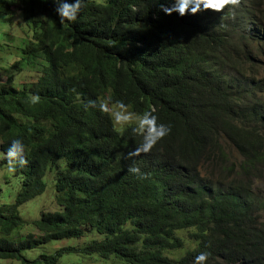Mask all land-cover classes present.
<instances>
[{"label":"trees","instance_id":"16d2710c","mask_svg":"<svg viewBox=\"0 0 264 264\" xmlns=\"http://www.w3.org/2000/svg\"><path fill=\"white\" fill-rule=\"evenodd\" d=\"M174 2L85 0L62 27L51 0H0V150L20 138L27 161L13 173L0 166L20 182L15 202L0 207V264H59L65 254L193 264L204 250L206 264H264V195L254 188L264 174V82L248 102H235L241 74L228 64L255 39L228 10L243 19L258 2L161 11ZM16 25L23 37L10 33ZM24 70L31 81L21 84L15 76ZM30 94L39 102L29 103ZM106 96L137 113L152 110L170 128L134 158L147 179L127 171L125 155L140 138L83 107ZM235 177L245 189L222 193ZM51 193L57 210L30 224L38 236L27 234L21 208ZM180 231L195 247L175 259ZM63 241L82 243L27 256Z\"/></svg>","mask_w":264,"mask_h":264},{"label":"clouds","instance_id":"9594fccd","mask_svg":"<svg viewBox=\"0 0 264 264\" xmlns=\"http://www.w3.org/2000/svg\"><path fill=\"white\" fill-rule=\"evenodd\" d=\"M235 2L236 0H175L173 6L170 8L161 5V11L167 15L176 12L180 16H184L185 14L195 15L202 10L209 9L221 12L226 4ZM257 2L258 5L255 13L259 10L260 6H264V0H257ZM51 3L57 22L64 27L77 19L85 0H51ZM232 9L234 8H230L229 10ZM255 13L253 15H246L243 19H236L237 16L232 18L236 23L245 28L247 34L255 36V39L247 46L246 50L239 56H235L233 61L228 63L231 68L239 70L241 74V86L237 88L236 83H233L234 90L232 97L238 103L248 102L253 91L258 87L256 81H260L258 78L259 65L256 64V60H259L264 55V19L256 18ZM4 19H7V16ZM259 26L262 29V33H259ZM240 39V36L229 37L231 44L239 43ZM231 75L237 76L235 72H231ZM234 94L236 95L234 96ZM39 99L38 95L30 94L28 96V101L31 104L38 103ZM83 107L85 111L91 108L108 114L114 126H127L133 137L140 138L139 143L135 144L125 155V158L130 160L127 171L137 179H147L149 173L142 171L137 166L134 158L142 153L150 152L158 141L168 135L170 132L169 126L163 122H158L154 111L145 110L142 113L130 111L129 104H126L123 100H113L111 96H106L104 99H100L99 97L94 100L89 99L83 102ZM0 160H3L9 173L15 172L18 167H24L27 161L25 159V145L22 140L20 138L12 139L6 149L0 153ZM235 181V185L222 186L221 192L227 194L230 191L236 192L245 189L241 178L235 177ZM209 256L210 253L208 251H200L193 257V264H206Z\"/></svg>","mask_w":264,"mask_h":264},{"label":"rangeland","instance_id":"374dc122","mask_svg":"<svg viewBox=\"0 0 264 264\" xmlns=\"http://www.w3.org/2000/svg\"><path fill=\"white\" fill-rule=\"evenodd\" d=\"M242 2H245L246 0H240ZM230 12V17L235 18V11L228 10ZM256 18H261L264 19V6H260L259 10L256 11L255 13ZM228 19V18H227ZM258 23V22H256ZM15 27H18L19 29H15ZM260 27V26H259ZM10 33L16 37H23L22 32L20 31V25L14 26V28L10 31ZM259 33H262L261 27L259 28ZM5 54L10 57L11 53L9 54L8 51L5 52ZM12 56V55H11ZM13 60L12 57H10L9 62ZM256 64L259 65V79L260 81H263L264 77V55L262 58H259V60H256ZM30 75L28 74L26 70H24L23 74H18L15 76V81H21V84L28 83L31 81ZM131 111V110H130ZM125 127H119L116 126L117 130L122 131L125 129ZM1 146V143H0ZM1 153V150H0ZM237 155L235 154V157ZM2 160H0V166H2ZM254 188L255 192L258 195H264V174L263 176L259 179L254 181ZM20 191V182L18 179L13 178L12 176L9 175V173L6 171V169H2L0 167V207L4 205H12L15 202L16 196ZM52 195V193L48 195H44L40 197L37 200H34L30 202L28 205L24 206L21 208L20 213L21 217L23 220H25L29 225V230L27 234H35L38 236L37 231L34 230V228L30 225L34 221L37 220L38 215H41L42 213L45 212H54L57 210V207L54 205H51L49 202V198ZM264 219V215H262ZM26 235V234H25ZM177 237H181V239L184 241L183 246L181 249L173 250L172 252L177 255L175 259L180 258L183 256V254L186 251H190L195 247V242L192 240V236L190 235L189 232H177L176 233ZM65 242V243H64ZM72 241H63L59 243H63V245L59 244H54L53 246L49 248H41L39 250H36L34 252L27 253V256L30 257L31 259L38 258L42 254L44 255H53V251H59L62 250L63 248H66L67 246H73L77 247L79 244L82 242H72ZM69 244V245H68ZM173 253H167L170 256H175ZM14 264H19L17 262H13ZM5 264V263H3ZM6 264H10L7 262ZM59 264H124L122 261H113L109 260V262H105L104 260L100 259L99 257H87L83 256L80 254H65L63 257L59 260Z\"/></svg>","mask_w":264,"mask_h":264}]
</instances>
